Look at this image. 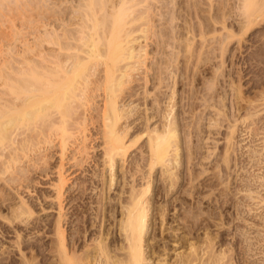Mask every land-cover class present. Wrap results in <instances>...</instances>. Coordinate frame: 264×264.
<instances>
[{"label":"bare ground","instance_id":"6f19581e","mask_svg":"<svg viewBox=\"0 0 264 264\" xmlns=\"http://www.w3.org/2000/svg\"><path fill=\"white\" fill-rule=\"evenodd\" d=\"M18 1L21 3V0ZM26 1V6H29L30 0ZM41 1V6L39 3L37 6L43 14L40 21L44 20L47 26L52 25V23L46 24L47 21L52 16H58L57 20L61 22L58 25L60 28L48 29V32L45 35L43 34L44 37L42 36L40 42L37 43V49L35 47L26 50L22 56L20 55L22 58L16 57L8 61L5 60L4 64L0 66V156L4 157L2 164H0V171L3 174L8 173L12 176V179L9 176L5 179H11V182L16 180L14 181L16 183L19 181V184L27 181L24 183L27 186L31 181L29 178H32L30 177L31 172L37 171L39 174L42 173V175L48 176L55 169L54 172L58 174V182L54 184L57 190L55 198L58 200V216L54 222L56 240L52 245L57 258L53 261H57V264H234V261H226L227 263H225L223 257L214 254L215 252L212 251L213 242L211 245L209 244L210 246L208 245L209 249L203 248V250H206L205 252H202L201 246L200 249L196 245L197 242L195 245L191 244V252L178 254L179 257L171 263L169 257L172 250L169 241L164 242L165 245H163L161 252L149 243L147 234L152 218L151 212H153V173L155 168L164 166V173L167 174L165 177L170 181L168 183L170 188H176L178 180H175L177 178L175 176L179 175L176 170L184 165L183 161H186L183 160L186 156L182 158L181 151L185 141L186 144L188 143L187 152L189 153L185 165H189L191 161L198 157L194 146L189 143L192 140L189 127L193 124L198 126V130L202 128L200 120L203 116L197 110L202 105L201 102L204 101V98L201 96L202 89L195 88V86L188 90L182 87V91H188L187 95L180 93L179 86L180 88L182 85L186 86L183 80L188 83L187 80L191 72L188 62L194 63L197 59L196 65L200 63L198 59L205 56V43L206 46L207 42L209 43L207 35L211 33H213L211 39H214V41L210 40V42L217 43L215 49L220 48L221 55H218L219 53L218 56L216 55L217 49L213 50L214 47L209 49H212V52L207 49V54L208 56L213 54L216 58L220 56L223 58L227 46L233 40L232 38H235L236 35L240 36L241 33L243 35L253 29L255 30L264 21V0H240L241 4L239 3L240 7L238 9L241 14L237 9L235 10L239 13L236 14L241 15L242 18L237 23L232 24L234 25L232 27L231 24L229 26L226 23L227 18L225 17L227 16L224 17L225 19L222 17L224 21L220 18L222 16L220 12L223 11L221 10V4L226 6V8L223 6V9H227L230 5L233 8V0H217V4H215V1L213 3V0H211L212 3L209 1V4L205 0H76L78 5L75 4V8H72V10H69V5H65L69 0ZM219 1L222 3L220 4ZM3 3L5 4L4 0ZM205 5H208V7ZM213 5H217L218 8L220 6L221 9L217 10ZM2 6L4 7V5ZM5 8L7 9L6 6ZM5 8L3 9L5 10ZM215 8L218 14H213L212 18H207V13L214 11ZM230 8L227 12L224 9V12H231ZM0 15L2 14L0 13ZM232 21L236 22L235 19ZM219 23L223 24L222 28L228 30L226 33L222 32L221 37L216 36L219 31L217 28ZM237 31L239 33H236ZM254 33L256 37V31H252L251 35ZM240 37L238 39L242 38ZM152 44L156 48V52L153 54ZM215 44L214 46H216ZM190 59H193V61H190ZM192 72L194 73L191 74V77L193 75L195 80L197 79L199 82L200 75H198V72L201 71ZM192 80L194 79L192 78ZM134 81H139V83ZM133 82L135 85H131ZM190 83L193 85L192 82ZM126 86L128 87L126 88ZM214 88H208L209 91H205V93L207 92L209 97H215L216 88ZM100 91H102L101 94L98 93ZM141 94H143V98L146 99L147 103H151V106L143 105L144 110L139 112L140 107L138 105L140 104L135 103V101L140 98L138 96ZM99 96L102 97V100L98 99ZM240 97L237 96L236 102H239L238 98ZM100 101H102V105ZM203 103L206 104L205 101ZM83 107H85V110L80 111V108ZM188 111L192 114V117L186 115ZM252 115L254 114L252 113ZM153 118L156 119L152 121ZM99 119L102 120L105 130L103 131L104 134L101 133V136L104 135L105 145L102 142L101 145H104V149H102V154L99 157L101 159L96 156L97 160L93 165L95 168L92 174L97 178L91 182L90 179L86 178L88 176L83 177L81 182H78V184L80 183L78 187H76L79 188L78 197L73 196L72 190L65 196V192L68 191L66 185L70 180L67 178L66 172L74 166L81 169L82 172L88 171L93 162L90 159L94 156L90 155L91 151L95 150L97 146L101 148L100 144L93 142L96 140L94 134L89 133V125L94 123V120ZM244 120H247V118H244ZM236 126L237 124L231 125L233 129L228 137L229 145L223 156L225 161L231 160L232 152L238 150L236 142L233 141ZM77 132L81 134V138H78L80 141L79 146L76 147L78 148L77 153L70 157V162H66L65 150L69 138ZM145 135L148 138V155L144 157L143 164L148 168L140 163L141 167L145 169L139 170L142 172L143 177L141 179L143 178V183L135 184L133 182L131 184L128 180L130 188H128L129 195L127 197L121 196L116 202L107 200L109 198L105 195V186L106 189L107 186L112 188L117 180L116 164L118 159H122L124 162L128 161L131 148ZM53 136H59L60 143V162L56 166H52L53 162H50L51 158L54 159L56 153L51 151L55 147ZM43 139L48 145L41 149L37 147V142H43ZM252 151L256 157L259 155V150L253 149ZM202 154L205 155L203 152ZM186 155L188 154L186 153ZM204 158L207 157L203 156L202 159ZM200 162L202 164L204 161ZM69 163L70 166L67 167ZM105 169L110 172V177L106 179L108 182H105ZM188 173V177H190V171ZM194 173H191V177L195 175ZM193 180L191 181L193 182ZM130 181L132 182V180ZM134 181L138 182L136 178ZM192 182L189 181V183ZM245 182L243 188L244 186L246 188L241 189L251 192L252 185L249 184L251 182ZM216 185L217 182L214 181L215 187L213 188H216ZM70 189L72 188L70 187ZM89 190L90 192H97L90 195ZM21 196L23 197V195ZM22 199L19 208L13 207L16 209V215L13 212L15 216L12 218L13 221L24 218V215L32 216L34 213V206L30 203V200L25 197ZM65 200H67V204H70L67 211V204H64ZM0 207L1 209L10 208V204L1 203ZM109 210L113 214H120L122 211L124 217L120 220V227H118L121 233L119 234L118 231L117 236L112 237L108 243L105 242L108 239L106 233L110 231L106 232L107 227L104 223L108 217L107 212H110ZM157 210L164 217V210L158 208ZM187 211H190V209ZM109 215L111 217V214ZM3 217L5 220L8 219L6 216ZM110 217L108 218L111 219ZM184 219L187 222H192V218L188 213L184 216ZM3 223L4 230H9V223L5 221ZM188 227L189 234H194V237H197L198 234L195 230L197 226L194 227L191 223ZM68 228L72 230L74 228V234H69L67 232ZM110 234L108 235L110 236ZM171 234L176 237L177 244L174 243L173 245L175 251L177 245L180 246L184 241H188V238L186 240L185 237H180L178 233L172 232ZM69 235L72 236L71 239H69ZM122 235L124 238H121ZM166 237L169 238V236ZM120 239H124L121 240V243H125L124 246L120 244L122 251L124 250L123 253L120 252V247L114 248V245H116L114 243ZM27 244L28 247H36L38 252H41L44 246L40 243L29 244L28 242ZM91 245H96L94 249L97 252L95 253V250L94 254L93 248H89L92 253L89 249V252L86 251V248ZM81 250H85L87 254H81L83 253H80ZM157 253L160 254L157 255ZM206 253L208 254L206 255ZM156 258H159V260ZM56 263L53 262V264ZM256 264L264 263L256 262Z\"/></svg>","mask_w":264,"mask_h":264},{"label":"rangeland","instance_id":"374dc122","mask_svg":"<svg viewBox=\"0 0 264 264\" xmlns=\"http://www.w3.org/2000/svg\"><path fill=\"white\" fill-rule=\"evenodd\" d=\"M40 1L41 0H30L31 4L29 3V6H26L27 4L26 0H21V3L18 0H13V1L4 0L5 4L3 3V0L0 1V13L2 14L0 15V66L4 64L5 60L8 61L16 57L22 58L21 56L24 54V52H26V50L34 49L37 43L40 42V38H42L43 34L45 35L48 32V29L52 30V28L54 27L60 28L58 25L61 22L57 20L58 16H52L50 20L47 21L46 24L52 23V25L49 24L51 26L48 25L49 27L45 25L44 20L40 21V19H42L41 17H43V14L41 12L42 10H38L37 8L39 4L41 6ZM209 1L211 2V0H205L207 4L210 3ZM214 1L215 4L218 3L217 0H213L212 2L214 3ZM239 1L240 0H238V2L237 0L236 1L233 0L234 3L232 2L233 5L236 6L237 8H235L234 6L232 8V5L229 4L232 9L230 8V6H228V8L225 9L226 6L221 4L222 2L220 3L219 1V3L222 5V9L220 6L219 8L223 11L222 12L219 11L222 14V16L221 15H220L221 17L219 15L218 16L220 18L222 17L224 18L225 16H227L225 17L227 18L226 19L227 21L226 20L225 21L229 26L231 24V27L234 26L232 24L237 23L238 20L240 21V19L242 18L241 15H237L239 13L241 14L240 10L238 9V7H240L241 4ZM14 3L16 6L14 5ZM1 4L4 5V7ZM75 4L78 5L76 0L75 1L69 0L65 5L66 6L69 5L68 6L70 8L69 10H72V8H75L74 6ZM52 5L54 4L52 3ZM5 6L7 7V9L5 8ZM213 6L216 7L217 10H219L217 5H213ZM223 6L225 7L224 9L226 10V12L227 10L229 11V8L231 12L225 13ZM206 7H208V5ZM3 8H5V10ZM216 8L215 10L213 9L215 12L211 11L210 12L211 14L207 13L208 15L207 18L209 17L212 18L213 14L214 15L218 14ZM235 9H237L239 13L236 12ZM237 16L239 17V19ZM234 19L236 20V22L232 21ZM46 26L47 28H45ZM221 26L223 27V24L220 23L217 24V28L219 31L217 32L216 36L221 37L222 35L220 34H222V32L223 33L228 32V30L222 28ZM256 28L255 30L254 29L252 30V31H256L257 33L256 37L254 36L255 33L251 35L252 33L251 31L243 35L242 33L239 34L242 38L238 35H236L235 38H232L233 40H231V43H229V46H227V51L224 52L226 54L225 56L223 54V58L221 56L216 58V56H213V54L209 55L210 56L209 58L207 54L208 50L211 47L212 49L214 47L213 50H216L217 48L215 49V47H217V43L215 44L214 42L213 43L210 42V40L214 41V39H211L213 33L207 35L210 43L209 44L206 41L207 46L205 43L204 50L206 49L207 55L205 54V56H202V59H198L200 61V63L198 62L199 63L198 65H196L197 59L194 63L188 62L189 69L191 67L189 79L187 80L189 84L186 83L185 80H183V82L186 84L187 87L182 85L180 88L179 86L180 93L186 95L188 94V91L187 92L182 91L183 90L182 87L186 90L190 89L193 86H195V88H201L202 89L201 96H203L204 98L203 100L206 102V104L203 103L204 101H202L201 99L202 105L197 110L198 113L202 114L203 116L201 119L202 121L200 120V125L202 127L200 128V130L202 131L198 130L197 128L198 126H194L193 124L192 126L189 127V129H191V133L193 134V136L192 134L190 136L192 140L189 143H191L194 146L195 153L198 154L196 156H198L201 160L198 157H196L195 160L191 161V163L188 162L191 165L190 164L185 165L187 161V157H189V153L187 152L188 143L186 144L185 141L184 145L186 144L185 146L187 149L183 145V150L181 151H182V158L183 156L184 157L186 156V158H183V160L186 161L185 162L183 161L184 165L182 164L183 166H180V169L178 168L176 170L177 173L179 174L175 176V178L177 177L175 180H178L176 184V188H172V187L170 188V185L168 184L170 181L169 179H167V177H165V175L167 176V174L164 173L165 170L163 168L164 166L155 168L153 173L154 174L153 192H152L153 212H151L152 218L150 220V228L147 234V238L149 243L157 247V251L160 250V252L164 247L163 245H165L164 242L169 241L168 243H170L169 246L171 247L172 250L169 257L170 263L172 261H175L179 257L178 254L180 253L187 254L191 252L192 251L191 244L195 245L196 242H197L196 245L199 246V248L201 246L202 249L201 248L200 249L202 250V252L206 251L205 249L203 250V248L209 249L210 248L209 246L213 242L214 245L212 244V246L214 247L212 248V251L215 252L213 253L217 256L223 257L225 260L223 261L225 263L231 261H234V264H254V263L256 264V262L264 263V236H263L264 235V33H263L264 21L261 22V24L258 25ZM236 33L239 32L237 31ZM239 37L242 40L238 39ZM214 44L216 46H214ZM154 48L155 47L153 45L152 54L156 52V48L155 49ZM212 49L209 50V52L210 51L212 52L213 51ZM215 53L216 55L218 53H219L218 55H221V49L220 48L217 49ZM8 55L9 56L11 55L10 56L11 58ZM190 61H193V59L192 60L190 59ZM219 64L220 65L222 64L221 67H219L220 66ZM192 68H194L195 70H193ZM197 70L201 71L198 72V75H200L199 82L197 79L195 80L193 75L191 77V74L194 73L192 71H197ZM192 78L194 80H192ZM134 82L139 83V81L138 82L134 81ZM134 82L131 85H135ZM190 82H192L193 85ZM128 85L131 87L130 84ZM127 87L128 86H126V88ZM206 87L216 88V89L214 88L216 91L214 94L215 97H209L208 93L207 92L205 93V91H209L208 88ZM139 90L141 91L142 89ZM101 92L102 91L98 93L101 94ZM205 95L207 96L206 98ZM237 96H241L240 98H238L239 102H236ZM138 97L140 98H137L135 103L140 104L138 105L140 107L139 112H142L144 110V106L146 105L151 106V103H147L146 99L143 98V94L139 95ZM98 99L102 100V97L99 96ZM100 103L102 105V101H100ZM83 110H85V107L80 108V111ZM252 113L254 115H252ZM186 115L188 116L191 115L190 117H192V114L189 111ZM237 118L238 121L236 122ZM244 118H247V120H244ZM155 119L156 118H153L152 121H154ZM94 121H95L94 123L89 125L90 128L89 133L94 134L96 140H94L93 142L96 144L97 143L100 144L101 148L100 147L98 148L97 146L95 150L92 151L90 150L92 153V154L90 153V155L91 156L94 155V156L91 157L90 159L93 160V162L90 165L91 168L88 171L82 172L81 169H78L77 167L74 166L73 168H71V170H68V172H66V175L68 176L67 178H69L70 180H68V184L66 185V189H68V191L65 192V196H67L71 192L70 190H72L73 196L78 197L79 188L76 187H78V185L80 184V183L78 184V182H81V179H83V177L88 176L86 178L90 179L89 181L91 182L92 180L97 178L95 177L94 174H92L95 168V166L93 165L97 160L96 156L98 159H101L99 157L101 156L103 151L102 149H104V145H105L104 142L105 140L103 138L104 135L101 136V133L104 134L103 131L105 130L102 125L101 119ZM236 124L237 126L235 127L236 129H234V133H233V135H235L233 141L236 142V146L238 150L236 152H232L231 160L225 161L223 159L224 158L223 156L229 145L228 137L232 133V129H233L231 128V125L234 126ZM191 127L192 128L194 127L193 128L194 130ZM78 133L79 132L74 133L73 136L69 138L67 149L65 150L67 156V159L65 160L66 162L69 161L71 156H74L77 153L76 150L78 148L76 147H78L79 146L78 144L80 143L78 138H81V134ZM52 139L55 147L54 149L53 148L50 149H53L51 151L56 153L54 159L51 158V160L50 159L49 160L51 163L53 162L52 166H56V164H59L60 162L59 136L58 137L53 136ZM44 141L45 140L43 139V142ZM43 142L42 141L37 142L38 144L37 147H40L41 149L45 148L48 145V143L46 144V142L44 143ZM102 142L104 143V145H101L103 144ZM253 149L259 150V155L257 157L254 155L252 151ZM147 150H148V138L145 135L137 142V144L134 147L131 148L130 151L131 153L129 152L130 156L128 158V161L124 162V160L118 159V162L116 164L119 167L118 168L116 166V171H117L116 178L118 181L117 180L115 181V184L112 188H109L107 186L106 189L105 186V195H107V197L109 198L107 200H112L113 202H116V200H118V198L120 199L121 196L127 197L129 195L128 188H130L129 182L131 184L133 182L135 184L143 183V178L141 179V177H143L142 172L139 170L148 168L145 166V164H143L144 157L148 155ZM197 152L205 153V155L204 154L202 155L204 157H207L208 159L207 158L202 159L203 156L201 155V153L199 154ZM186 153L188 155H186ZM0 159H1L0 164H2V160H4V157L0 156ZM202 160L204 162H202L201 164L200 161ZM140 163L143 164L145 168H142ZM194 164L196 165L194 166ZM68 166H70V163L67 164V167ZM191 169L193 170V172H195L194 173L195 175H193L192 177H191L192 175L191 173L193 172H191L192 171ZM52 171L53 172H50V175L48 176L45 174L42 175V173L39 174V172L37 171H34V173L31 172L30 177L32 178H29L31 179V181L28 180L29 181L28 186L27 184L24 185V183H26L27 181L26 182L23 181L24 183H22L25 187L21 183L19 184L18 183L19 181L16 183L14 182L16 180H12L13 182H11L12 176L8 173L3 174L0 171V205L1 203L10 204V208L1 209L0 207V263L1 264H53V262L55 263L57 262V261H53L55 260V258H57V256L55 255L56 253L53 252L54 246L52 247V245H54V242L56 240V233H54L55 232L54 222L56 220V217L58 216V200L55 198L57 190L56 187H54V184L58 182V174L54 172L55 169H53ZM189 171L191 178L188 177ZM133 172L136 173V174L134 173L135 176ZM105 175H106L105 182H108V180L106 181V179L110 177V172H107L106 169H105ZM7 176L11 177V179H8L9 181L5 179V178H9ZM124 177L126 179H123ZM135 178L136 181H138L137 183L134 181ZM192 178L193 179L197 178V179L193 180ZM130 180H132V182ZM191 180H193V182ZM89 181L87 182L89 183ZM126 181L128 183H125ZM189 181L192 183H189ZM214 181L215 183L217 182L216 185L217 189L213 188L215 187ZM245 181H248L247 183H249V181L251 182L249 183L250 186L252 185L250 190L251 192L243 190L246 188V186H244L243 188V185L246 184ZM69 185L72 189H70ZM75 188L78 189L77 190L78 192L75 191L76 190ZM94 192L96 193L97 191L90 192V195H94L95 194ZM21 195H23V197ZM24 197L26 199H29L30 203L33 204L34 213L32 216L24 215V218L22 217L20 220L15 219L13 221L12 218H14L15 217L14 215H16L15 210L19 208V206H21L23 201L22 198ZM181 199L182 201H180ZM183 199H185L186 201ZM66 202L67 200H65L64 204H67ZM69 206L70 204H67L66 211L68 210L67 208H69ZM13 207L14 208L17 207V208L14 209ZM157 208L164 210L163 211L164 217L161 213L160 214L158 213ZM189 209L190 211H187ZM187 213L191 216L192 222H187L186 219H184V216L187 215ZM109 214H111V217ZM114 214L112 211L107 212V216L110 217L111 219L107 217V219H105L106 222L104 223L106 224L107 227L106 232H108V230L110 231L109 233H106L108 239L106 238L107 240L105 239L106 240L105 242L108 243L112 237H116L118 233L119 234L121 233L119 231L120 228L118 227H120L119 226L121 222L120 220L122 219V217H124L123 216L124 213L121 211L120 214L116 213L115 216ZM3 216L8 217V219L5 220ZM92 216L94 217L95 215ZM3 221L9 223L10 231L4 230ZM191 223H193L194 227L197 226L195 227V230L197 231L196 234H198L197 237H194V234H189L188 232L189 230L187 228H189L188 225H190ZM165 228L166 230H164ZM67 230L69 234L70 233L74 234L75 232L74 228L73 230L70 228H68ZM172 232L180 234V237H185L186 240L188 238L189 242L184 241L183 244H181L180 246L177 245V250L175 251L173 245L174 243L175 244L177 243L175 240L176 237L171 234ZM108 234H110V236ZM162 235L164 236L163 238ZM166 236H169V238H167ZM71 237L72 236L69 235V239H71ZM122 237L124 238L123 235L121 236V238ZM121 240L124 239H120L119 241H116L114 243L116 244L114 245L115 246L114 248L120 247L121 248L120 252L123 253L124 250L122 251V246H124L125 243L124 242L121 243L122 242ZM28 242L29 244L30 243L43 244L44 246L41 249L42 251L38 252L36 247L34 248L30 246L28 247L27 244ZM120 244L123 245L121 246ZM95 246L96 245L88 246L86 248L87 249L86 251H88L89 248L90 249L93 248V254H94V251L96 250L94 249ZM90 249L89 251H91ZM84 252L85 250L80 251L81 254H87V252L85 253ZM96 252L97 250L95 251V253ZM159 254L160 253H157V255ZM207 254L208 253H206V255ZM156 259L159 260V258Z\"/></svg>","mask_w":264,"mask_h":264}]
</instances>
